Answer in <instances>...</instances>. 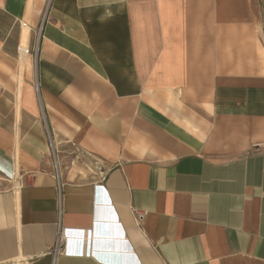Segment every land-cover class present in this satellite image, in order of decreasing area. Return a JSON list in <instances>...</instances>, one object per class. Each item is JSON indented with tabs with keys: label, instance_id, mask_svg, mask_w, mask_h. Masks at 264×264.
Segmentation results:
<instances>
[{
	"label": "crops",
	"instance_id": "1",
	"mask_svg": "<svg viewBox=\"0 0 264 264\" xmlns=\"http://www.w3.org/2000/svg\"><path fill=\"white\" fill-rule=\"evenodd\" d=\"M46 3L0 0V264H264V0Z\"/></svg>",
	"mask_w": 264,
	"mask_h": 264
},
{
	"label": "built area",
	"instance_id": "2",
	"mask_svg": "<svg viewBox=\"0 0 264 264\" xmlns=\"http://www.w3.org/2000/svg\"><path fill=\"white\" fill-rule=\"evenodd\" d=\"M50 0H47L46 5L48 6ZM39 37H40V29L37 30L36 33V40H35V52H34V60L33 63H35L36 60V52H37V45L39 42ZM35 88L36 90L38 89V83H35ZM41 117L43 120V125L45 129V135L47 138V143H48V156L50 158L52 168H53V177L55 179V185H56V192H57V200H58V218H57V234L55 241L53 245L48 249L47 253L51 255L52 257V263L55 262L56 258L63 254L64 252V240H65V231L64 228L61 227L60 225V216L62 212V186H63V181H62V174H61V158H60V151L57 148V144L54 140L53 134L47 127V124L45 122V115L41 111ZM17 186L14 185L13 188V193L14 191H17ZM143 211H135V216L137 220H141L144 216Z\"/></svg>",
	"mask_w": 264,
	"mask_h": 264
},
{
	"label": "rangeland",
	"instance_id": "3",
	"mask_svg": "<svg viewBox=\"0 0 264 264\" xmlns=\"http://www.w3.org/2000/svg\"><path fill=\"white\" fill-rule=\"evenodd\" d=\"M36 33H37V31H35V32H33L31 34V37L29 39L30 46L28 45V49H27V52H26L27 53L26 60L28 59L31 62V68H33L32 61H31V54H32V50H33L32 45L34 44V42L36 40ZM20 66H22V65L20 64Z\"/></svg>",
	"mask_w": 264,
	"mask_h": 264
}]
</instances>
